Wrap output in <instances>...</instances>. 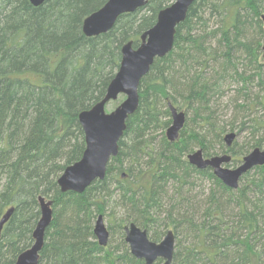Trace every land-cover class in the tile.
Returning <instances> with one entry per match:
<instances>
[{
	"label": "trees",
	"instance_id": "1",
	"mask_svg": "<svg viewBox=\"0 0 264 264\" xmlns=\"http://www.w3.org/2000/svg\"><path fill=\"white\" fill-rule=\"evenodd\" d=\"M105 2L46 0L34 7L0 0V219L13 207L0 234V264H14L33 244L39 197L52 201V220L38 264H144L124 240L130 223L153 242L172 230L171 264H264V165L233 190L186 159L201 149L204 157L229 153L233 165L264 149V0H195L172 50L141 79L138 108L104 179L82 193H63L57 179L85 148L79 113L103 98L122 45L138 46L172 0H150L119 16L107 33L86 37L83 19ZM226 89L233 97L220 112ZM168 103L185 113L172 143L165 136ZM230 132L236 138L226 147ZM205 180L209 191L194 192ZM98 215L108 223L104 247L93 234Z\"/></svg>",
	"mask_w": 264,
	"mask_h": 264
},
{
	"label": "water",
	"instance_id": "2",
	"mask_svg": "<svg viewBox=\"0 0 264 264\" xmlns=\"http://www.w3.org/2000/svg\"><path fill=\"white\" fill-rule=\"evenodd\" d=\"M46 0H29L34 7L41 6ZM150 0H106L97 10L87 15L82 22V32L86 37H95L110 31L122 14L133 13L144 7ZM195 0H172L171 4L159 10L155 24L139 37V44L127 41L121 47L119 67L107 85L103 98L91 108L78 115V121L84 133L85 148L80 159L63 170L57 184L63 193H82L92 182L104 179L107 164L118 154L119 141L126 130V121L135 113L139 104L138 87L141 79L149 72L155 59L165 57L173 48L176 27L182 23L189 7ZM262 51L264 53V15ZM119 95L124 99L112 111L106 112L105 106L115 101ZM171 124L165 131L166 139L174 142L179 138L185 124L184 111L178 110L168 103ZM236 133H227L223 140L226 147H231ZM188 163L196 169H210L226 187L236 190L243 175L254 167L264 165V149L254 148L242 157L235 168H228L232 156L229 153L204 157L201 149L187 154ZM41 216L32 233L33 244L20 253L14 264H38L40 252L44 244L47 227L52 220V201L38 198ZM13 207L9 208L0 219V234L9 219ZM124 240L129 251L144 264H154L162 260L163 264H171L175 235L168 230L159 242L151 241L147 232L134 223L124 227ZM93 234L100 246L109 241L103 216L98 215L94 221Z\"/></svg>",
	"mask_w": 264,
	"mask_h": 264
},
{
	"label": "rangeland",
	"instance_id": "3",
	"mask_svg": "<svg viewBox=\"0 0 264 264\" xmlns=\"http://www.w3.org/2000/svg\"><path fill=\"white\" fill-rule=\"evenodd\" d=\"M261 44H262V38H261ZM229 87H233V86H229ZM228 87V88H229ZM230 89H226L225 90V95H224V98L222 100H220V106L218 107L219 111L221 112L225 106H228V104L230 103V100L233 96H231L232 94L231 93H228ZM124 99V95H119L118 98L115 100V101H110L109 103H107V105L105 106V111L108 113L110 111H112L117 105L120 104V102ZM225 112V110H223ZM160 140V137H159V133L157 134L156 138H155V141L156 142H159ZM246 140V138H244V136H241L239 138H237L235 141L237 143V148H240V144H242L244 141ZM197 149V148H195ZM231 155V154H230ZM232 158H234L232 156ZM239 163H236V164H231V165H226V167L228 168H235L236 166H238ZM251 173H253V171H251ZM211 182L209 181H202V182H198L197 186H196V190H194V192H197V193H200L202 192L203 194H206L209 189L211 188ZM103 220H104V223L106 225V227L108 226V223H107V218L106 216L103 217Z\"/></svg>",
	"mask_w": 264,
	"mask_h": 264
}]
</instances>
